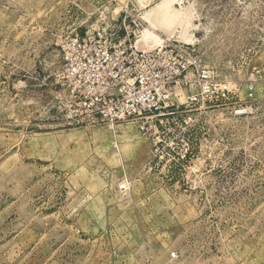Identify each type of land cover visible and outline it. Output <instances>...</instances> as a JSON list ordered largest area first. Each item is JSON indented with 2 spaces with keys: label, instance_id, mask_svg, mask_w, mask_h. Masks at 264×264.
<instances>
[{
  "label": "rangeland",
  "instance_id": "rangeland-1",
  "mask_svg": "<svg viewBox=\"0 0 264 264\" xmlns=\"http://www.w3.org/2000/svg\"><path fill=\"white\" fill-rule=\"evenodd\" d=\"M97 29L190 46L223 94L154 139L64 126L61 42ZM0 264H264V0H0Z\"/></svg>",
  "mask_w": 264,
  "mask_h": 264
},
{
  "label": "built area",
  "instance_id": "built-area-1",
  "mask_svg": "<svg viewBox=\"0 0 264 264\" xmlns=\"http://www.w3.org/2000/svg\"><path fill=\"white\" fill-rule=\"evenodd\" d=\"M192 53L190 46L174 44L139 50L99 29L65 37L57 75L61 121L68 127L130 122L154 139L179 109L211 102L224 92Z\"/></svg>",
  "mask_w": 264,
  "mask_h": 264
},
{
  "label": "bare ground",
  "instance_id": "bare-ground-1",
  "mask_svg": "<svg viewBox=\"0 0 264 264\" xmlns=\"http://www.w3.org/2000/svg\"><path fill=\"white\" fill-rule=\"evenodd\" d=\"M149 16H150L148 18L149 22L152 25L154 24V26H155L154 19L158 18V13H156L155 11H152ZM146 37H148L151 40H157L158 46H161L164 43V41H161V38L157 34H155L154 32L146 31Z\"/></svg>",
  "mask_w": 264,
  "mask_h": 264
}]
</instances>
